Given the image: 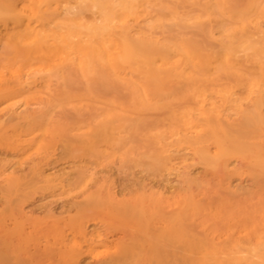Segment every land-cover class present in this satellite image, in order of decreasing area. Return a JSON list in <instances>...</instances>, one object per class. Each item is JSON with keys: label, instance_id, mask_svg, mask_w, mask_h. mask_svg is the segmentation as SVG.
<instances>
[{"label": "rangeland", "instance_id": "obj_1", "mask_svg": "<svg viewBox=\"0 0 264 264\" xmlns=\"http://www.w3.org/2000/svg\"><path fill=\"white\" fill-rule=\"evenodd\" d=\"M145 261L264 264V0H0V264Z\"/></svg>", "mask_w": 264, "mask_h": 264}, {"label": "bare ground", "instance_id": "obj_2", "mask_svg": "<svg viewBox=\"0 0 264 264\" xmlns=\"http://www.w3.org/2000/svg\"><path fill=\"white\" fill-rule=\"evenodd\" d=\"M99 3L92 2L91 4H89V6H91L92 8H99ZM228 5V4H227ZM88 6V7H89ZM221 9V8H220ZM143 12V11H142ZM180 12H178L179 14ZM207 13V12H206ZM9 15V14H8ZM7 15V16H8ZM155 17V16H154ZM16 18V17H14ZM33 17L31 16H27L25 18V16H18L16 18V20H32ZM37 18V17H36ZM146 21V20H145ZM209 22V21H208ZM26 25V24H25ZM256 25V24H255ZM256 27V26H255ZM261 28V27H260ZM76 30V29H75ZM33 30H31V28L27 25L26 29H25V35L26 37H29L32 35ZM263 32V31H262ZM61 34V33H59ZM62 36V35H61ZM87 36V35H86ZM36 38L31 42L30 44V50L27 51L26 55L28 57H33V56H38L39 57V53L35 52V50L37 49L36 46L39 43L38 40V36H35ZM94 37L98 40V45L95 47L94 49V55H90L89 57L91 59H93L94 57L98 59V61L100 63H102L103 65L106 66H111L114 72H119V66L126 64L129 60V58L131 57V55H133V50H134V45L132 42H130L129 40H125L121 45H116L114 42H112V40H110V38L107 36V34L101 32V30H96ZM260 39V38H259ZM86 40V39H85ZM31 41V40H30ZM185 41V40H184ZM6 42V41H5ZM8 42V41H7ZM30 43V42H29ZM74 43V42H73ZM180 43V42H179ZM263 43V42H262ZM186 44V43H185ZM189 44V43H188ZM165 45V44H164ZM65 47V46H64ZM63 47V51L64 48ZM116 47V48H115ZM36 48V49H33ZM120 49V52H118L117 50ZM7 52V51H6ZM184 52V49H183ZM62 53V52H61ZM64 55V54H62ZM183 55V54H182ZM193 56V55H192ZM198 56V55H197ZM55 63V62H54ZM170 63V62H169ZM180 63V62H179ZM248 63V62H247ZM251 63V62H250ZM178 64V63H177ZM182 64V63H181ZM81 66H83L80 63ZM179 65V64H178ZM259 65V64H258ZM170 66V65H169ZM179 67V66H178ZM39 79V78H38ZM49 80V78H48ZM53 80V79H52ZM56 80V79H54ZM140 90H141V94H142V100H143V106L145 107V109H151L153 107V102L151 99V92L149 90V86L145 85V84H140ZM243 89V88H242ZM244 90V89H243ZM191 95V94H190ZM224 97V96H222ZM229 97V96H228ZM226 98V96H225ZM257 105V104H256ZM213 115L209 118L207 112L204 110V106H201L200 109V116L201 119L204 121L202 124L199 123H195V121L193 120V118L189 117L188 115L183 116V119L181 121L182 126L184 127L185 131H188L190 133H199L201 132L203 129L208 128L211 132H216V130L219 129V127H221V121H220V114H218L217 111H213L212 112ZM227 138V137H226ZM227 140V139H226ZM228 143V140L226 141ZM231 142V141H230ZM233 142V140H232ZM226 143V144H227ZM228 147L230 148L231 146H234L228 143ZM7 146V145H6ZM44 147V146H43ZM42 147V148H43ZM232 149V148H231ZM175 153V152H174ZM222 156V155H221ZM166 159V158H165ZM215 164V163H214ZM220 164V163H219ZM217 166V165H216ZM221 166V165H220ZM219 167V166H218ZM220 168V167H219ZM224 168V167H223ZM225 169V168H224ZM223 169V170H224ZM226 170V169H225ZM157 196V195H156ZM168 201V199H167ZM129 209V208H128ZM133 212V211H132ZM157 213V212H156ZM176 213V212H175ZM83 218V217H82ZM138 218V217H137ZM180 221V220H179ZM151 222V221H148ZM149 225V224H148ZM81 235L84 236V238L86 237L85 231H81ZM76 249L81 250V246L79 244H75L74 245ZM93 256V255H92ZM95 256V255H94ZM97 257V255H96Z\"/></svg>", "mask_w": 264, "mask_h": 264}, {"label": "snow or ice", "instance_id": "obj_3", "mask_svg": "<svg viewBox=\"0 0 264 264\" xmlns=\"http://www.w3.org/2000/svg\"><path fill=\"white\" fill-rule=\"evenodd\" d=\"M116 22L122 23L124 21H123V18H118ZM144 264H156V262L155 261H145Z\"/></svg>", "mask_w": 264, "mask_h": 264}]
</instances>
